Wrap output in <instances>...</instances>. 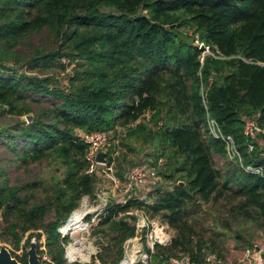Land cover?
Returning a JSON list of instances; mask_svg holds the SVG:
<instances>
[{
  "label": "trees",
  "instance_id": "trees-1",
  "mask_svg": "<svg viewBox=\"0 0 264 264\" xmlns=\"http://www.w3.org/2000/svg\"><path fill=\"white\" fill-rule=\"evenodd\" d=\"M43 31L52 35L54 48L35 51L22 64L30 72H63V60L75 62L70 85L60 90L53 79L19 74L0 56V110L17 118L0 129V140L19 149L24 164L51 159L64 172L48 186L0 185V213L14 249L26 233L41 230L48 264H65L57 229L82 197H93L99 179L86 174L88 146L81 134L134 124L145 113L153 128L163 125L153 131L139 123L129 135H143L148 145L155 138L154 147L167 151L173 164L167 179H182L171 191L152 193L153 201L132 199L108 209L98 230L108 227L113 236L97 256L100 264L118 263L124 241L134 234V218L117 216L134 208L159 217L174 232L170 247L157 248L152 264L181 252L204 264L203 250L220 258L214 242L199 237L189 220L192 208L207 203L232 202L227 212L228 205L222 207L227 216L264 230V139L249 152L243 135L245 119L264 129V0H0L3 55L16 57L23 39ZM195 37L214 57L200 63ZM41 100L48 108L33 114L30 104ZM30 115V123L20 121ZM207 115L234 140L243 167L260 168L262 176L238 163L214 168L226 153L222 141L201 132ZM33 190L43 194L37 203L31 202ZM11 255L27 264L25 255Z\"/></svg>",
  "mask_w": 264,
  "mask_h": 264
},
{
  "label": "rangeland",
  "instance_id": "rangeland-1",
  "mask_svg": "<svg viewBox=\"0 0 264 264\" xmlns=\"http://www.w3.org/2000/svg\"><path fill=\"white\" fill-rule=\"evenodd\" d=\"M104 11L108 12V10ZM53 48L54 41L52 35L43 31L39 34L23 39L14 49L16 51L14 52L16 53V57L3 55L4 49L0 44V56L4 59L3 61H5L7 67L13 68L19 74H25L29 77H35L37 79H53L55 81L54 85L62 90L64 88H68L70 85L69 80L71 76H73L76 69L75 62L70 66L68 61H64L66 69L63 72L59 71L55 67L37 69L30 72L26 69V66H23L22 64L25 56L31 57L34 55L35 51L38 50L43 53H48ZM18 58L19 60H17ZM30 107L33 114H36L40 109H47L48 105L46 100H41L37 105L30 104ZM30 116L32 117V115ZM150 116V113H145L134 124L126 126L118 124L114 129L107 132L112 151L111 160L109 162L111 166L110 175L118 180L120 184L118 187H115L110 180L103 177L106 171L105 168H98L97 175L99 176V179L95 181L93 197L89 198L86 209H84V203L80 201L77 208L72 211H82V209H84L87 212L83 218L84 222L96 216V212L98 210H95L96 207L94 205L98 202V197L105 196L107 201L110 202V205L116 200H124L128 195L131 198L136 196L144 201L154 200V197L152 198L151 194L159 190L147 191L144 194L136 191L128 193L126 196L124 194L123 190L126 176L129 170L137 165H142L146 170L155 172L156 175H158L163 181L164 187L171 186L173 188L176 181L182 179L180 174L176 175L173 180L167 179V175L172 172L173 164L167 160V151H161L159 146L157 148L154 147V145L157 144L155 138H152L148 145L143 141V135H129L131 131H134L139 123H145L148 125V128H151L153 131H157V128H160L163 124L160 122L158 124L159 127L153 128L149 123ZM16 121L17 118L3 115L0 110V129H2L4 125H12ZM20 121L28 123L25 117L20 118ZM20 160L19 149H17V151H12L0 140V185L5 182L8 186L16 187L26 184L30 185L33 182H40L41 185L43 184L48 186L52 182L62 178L64 167L53 162L51 159H45L35 164H24ZM226 164L230 165L229 168L236 167L235 163L230 161L227 156L225 159H217L216 162L214 160L215 169H222ZM31 193L33 195L31 202L34 203H37V199H40L43 196L41 190H33ZM150 196L151 198H149ZM225 205H228L226 209L227 212L230 206H234V203L231 202L224 204V202H220L218 205L207 203L202 205L200 210L192 208L193 214L189 217V220L194 225L196 234L199 237H202L204 241L210 240L214 242L216 251L220 253V258H217L219 260L218 264H255L258 256L261 257V263L264 264V230L259 229L249 222H244L242 220L240 222L236 220L234 221V219L227 216V214H225V210L222 209ZM189 209L191 210V207ZM220 210L221 214L215 213ZM100 217V215L96 217V224H93V226L89 228L88 232L77 233V235H75V233L71 236H64V238L59 235L60 240L62 241L63 249L65 250V248L70 244L83 243L82 245L91 248L90 252L97 250L98 254H100L104 247L110 245V238L113 236L108 231V227H103L101 230H98V221L102 218ZM149 217L155 221H159L161 224H164L171 239L173 238L174 232L167 226V224L162 222L159 217ZM225 223H227V225ZM4 227L5 225L0 213V248L3 247L7 249L10 255L13 254V256H16L19 259L23 258L25 255L27 261V251L30 248V244L34 243L36 245V251L39 259H41L40 264L50 263V258L46 253L45 248L46 237L41 230L26 233L19 245V248L16 250L11 242V236H7L5 234L6 232ZM96 231L103 232L95 234ZM27 241H29V246H26ZM196 241L197 237L194 238V242ZM121 248L123 252V245ZM181 255L185 254L181 252L178 253L177 256L179 257ZM64 260L65 264H89L79 260L73 263H68L65 259V251Z\"/></svg>",
  "mask_w": 264,
  "mask_h": 264
},
{
  "label": "built area",
  "instance_id": "built-area-1",
  "mask_svg": "<svg viewBox=\"0 0 264 264\" xmlns=\"http://www.w3.org/2000/svg\"><path fill=\"white\" fill-rule=\"evenodd\" d=\"M195 45L198 46L202 53L199 57L200 63H203V59L206 55H210L214 57V55L210 52L208 47H204L203 43L199 42L197 37H195ZM63 60V64H64ZM202 95H205L202 91ZM204 98V96H203ZM201 132L205 137H211L216 140L222 141L224 144V150L227 158L234 163H238L239 166L249 174H255L262 176V170L260 168H253L250 166L243 167L241 155L236 147L234 140L229 136H224L216 124V122L210 118L208 115L206 117L205 125L201 128ZM243 135L247 140V148L249 152L254 150V144L256 142H261V138L264 139V129H261L253 119H245L243 124ZM81 141L84 142L88 146V151L85 155V160L88 164V168L86 170L87 175H97L98 168L104 167L105 174L104 178L110 180L115 187L119 186V181L110 175L111 166L107 159L111 158V154L109 153V149H111V143L108 139L107 132H93V133H83L80 136ZM98 153H103L105 162L100 164L96 161V157ZM171 186L164 187L163 181L156 175L155 172H151L150 170H146L142 165H137L131 168L125 179L124 186V194L131 192L145 193L149 191L159 190L160 192H168V190H172ZM132 199H140L138 197L131 198L129 195L126 196L124 200H116L113 204L110 205V202L107 201V198L98 197V202L95 203L96 216L88 219V221L84 222V215L87 213L84 209H86V205L89 202V197H82L81 201L84 203V209L82 211H74L70 214L64 224H62L57 232L59 235L64 238V236L72 235L75 233L88 232L89 228L96 224V217L101 216L104 217L110 207L123 206L128 201ZM74 213L81 214L80 225L81 227L77 229V231H73L69 222H71L72 215ZM122 216H131L134 218V234L127 238L123 244V252L122 256L119 259L117 264H151L152 256L155 254L157 248H168L171 245V237L167 232V228L164 224H161L159 221H155L151 219L149 213L145 212L141 209H130L124 213H119L117 217ZM100 217V218H101ZM99 222V221H98ZM65 232V234H64ZM77 244L79 246H83L86 249V253L88 256L87 263L89 264H100L97 254L98 251L90 252L91 248L82 245L83 243H74L68 246H73ZM67 246V247H68ZM75 246V247H76ZM66 247V248H67ZM65 248V250H66ZM64 250V251H65ZM204 264H218L219 260L216 255L210 253L209 251H204ZM249 254V252H248ZM65 259L68 263L76 262L77 260H81L79 256H74L71 260L66 257ZM92 259V261H91ZM261 257L258 256L255 264H262ZM161 264H193L191 259L187 255H181L176 257H170L166 261H163Z\"/></svg>",
  "mask_w": 264,
  "mask_h": 264
},
{
  "label": "water",
  "instance_id": "water-1",
  "mask_svg": "<svg viewBox=\"0 0 264 264\" xmlns=\"http://www.w3.org/2000/svg\"><path fill=\"white\" fill-rule=\"evenodd\" d=\"M27 122L30 123L32 117L27 116L25 117ZM168 131V129H166ZM96 161L100 164H103L105 162L104 154L98 153L96 157ZM0 264H20L15 259H13L5 248H0ZM27 264H40V259L36 251V245L34 243L30 244V248L27 251Z\"/></svg>",
  "mask_w": 264,
  "mask_h": 264
},
{
  "label": "bare ground",
  "instance_id": "bare-ground-1",
  "mask_svg": "<svg viewBox=\"0 0 264 264\" xmlns=\"http://www.w3.org/2000/svg\"><path fill=\"white\" fill-rule=\"evenodd\" d=\"M81 216L82 215L78 214V213H74L72 215V218L70 220L71 222H69V225L71 226L73 231H77V229L81 227V225H80ZM64 234H65V232H64ZM75 235H77V233ZM75 246L76 245L68 246L66 248V250H65L66 257L70 258L72 260L74 258V256H79L81 258L80 261H82V262L87 261L88 256L86 253V249L83 248L82 246H79L78 244L76 247Z\"/></svg>",
  "mask_w": 264,
  "mask_h": 264
}]
</instances>
